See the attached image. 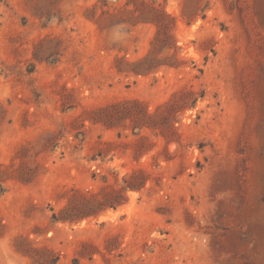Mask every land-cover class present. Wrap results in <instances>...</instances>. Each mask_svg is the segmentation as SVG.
<instances>
[{
	"label": "rangeland",
	"instance_id": "1",
	"mask_svg": "<svg viewBox=\"0 0 264 264\" xmlns=\"http://www.w3.org/2000/svg\"><path fill=\"white\" fill-rule=\"evenodd\" d=\"M125 1L0 0V264H264V0H156L180 63L137 75L155 26L88 12ZM73 192L106 207L54 221Z\"/></svg>",
	"mask_w": 264,
	"mask_h": 264
},
{
	"label": "trees",
	"instance_id": "2",
	"mask_svg": "<svg viewBox=\"0 0 264 264\" xmlns=\"http://www.w3.org/2000/svg\"><path fill=\"white\" fill-rule=\"evenodd\" d=\"M98 2L105 3L107 0H97ZM164 2L166 0H163ZM94 8L88 9V12H91L90 17L102 27L112 26L114 24L121 23H151L155 26V33L152 40L150 41V48L148 53L142 58L128 62L123 61L125 65L124 68L118 67L119 72L133 73V74H147L153 70H156L164 65L178 67L180 61L176 58V45L173 40V34L171 28L174 26L175 19L174 17L167 13L161 3H158L156 0H126L124 3V8L119 13L118 11H108L103 10L101 15L97 18H94ZM125 13L127 16L123 18L122 14ZM173 50L171 55L167 58H172L174 62H165L163 59L158 57V53L169 52ZM191 94V92H189ZM179 94L185 93H174L172 99L166 102L160 107L156 114H146L145 119L147 122H144L147 127L158 128L160 122L157 120L161 117L164 110H172L174 108L173 102L174 98ZM138 105L136 101H126L120 102L117 104H111L105 107L97 108L91 112L88 116V119L93 122H101L105 125H109L112 121L113 112L116 110H125L124 112L129 113V105ZM94 115V117L92 116ZM127 118L131 121V126L133 128L137 127L139 124L138 120H135L129 114ZM163 122L167 125H170V119L163 117ZM54 136L53 132L47 134L46 142ZM138 186L127 183L122 187L123 191L129 189H137ZM112 206V205H111ZM106 207V204H103L95 195H87L86 193L73 192L69 197L66 205L59 211L58 214H53L52 219L54 221L62 222H74L80 219L86 218L88 216L96 215ZM20 245L22 241L20 239L16 240ZM17 245V250L21 251L20 246ZM32 261V264H55L57 262L56 256L52 251L48 249H34L33 254H27Z\"/></svg>",
	"mask_w": 264,
	"mask_h": 264
}]
</instances>
